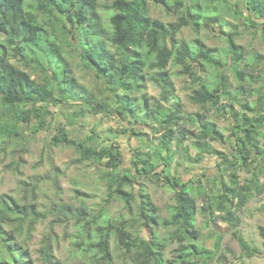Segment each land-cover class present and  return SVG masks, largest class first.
Returning a JSON list of instances; mask_svg holds the SVG:
<instances>
[{
  "label": "trees",
  "instance_id": "16d2710c",
  "mask_svg": "<svg viewBox=\"0 0 264 264\" xmlns=\"http://www.w3.org/2000/svg\"><path fill=\"white\" fill-rule=\"evenodd\" d=\"M101 1L0 0V140L23 138V127L32 123H37L40 129H49L52 119L49 117L53 116L50 106L70 102H73L71 106H78L83 114L90 110L95 115L109 114L113 105L124 121L128 122L129 119V122L134 120L136 124L151 125L152 134L158 140L154 150L141 152L135 149V158L130 166H125L124 152L115 139L110 143L91 147L77 142L62 127L52 137L55 145L75 147L80 153L76 159L78 163L105 159L106 168L102 178L107 183V199L110 201L118 198L132 214L131 217L126 214L103 217L104 213L94 214L84 198L79 204L54 201L50 210L53 215L65 218L75 216L78 223H83V226L86 224L85 229L87 225L95 226L96 233L86 231L88 249L84 248V241L78 242L82 251L90 256L82 264H110L113 237L134 264H207L212 259H220L223 234L215 242L216 250L198 244L202 235L201 229L196 226L199 211L208 223H227L244 252L249 257L255 255L257 249L251 246L238 228L242 222L239 212L244 210L253 196L264 193V180L260 179L261 174H264V146H260L257 141L261 134L260 128L264 127V86L262 85L258 102L253 106L250 102H244L243 116L235 117L233 121V152L213 150L212 153L222 159L218 160L219 164L222 162L231 166V174L228 181L219 178L220 175L215 176L213 185L217 188L216 192L200 191L205 203L199 208L197 196L190 192V181L184 182L180 176L164 175L165 166L169 165L176 154L174 143L176 147L183 149V154L188 159L192 158L189 147L194 145L198 150L195 160H200L203 153L209 152L211 141L224 143V134L202 112L187 116L181 102L169 104L176 92V85L168 65L172 62L181 66L180 72L188 74L199 84L191 95L194 102L199 103L201 108L209 103L211 108L220 111L227 107L222 98L236 102L241 94H252L257 89L252 90L245 83L250 85L251 80L263 82L264 73L257 71L246 61L243 68L239 67L244 59L243 46L235 38L239 32H228L229 56L239 79L237 91L230 89L224 71L218 73V80L213 82V88L203 81L202 71L205 65L219 66L228 63L230 59L223 62L216 58L215 49L208 47L199 38L196 39L197 47L178 38L181 29L190 24L200 32L202 13L197 10L199 0L106 2L104 6L111 11L109 27L102 22L99 12ZM241 1L236 0L233 5L241 6ZM244 1L243 7L248 12V20L253 25L261 21L264 33V0ZM151 3L161 5L169 13L181 12V15L176 21L166 22L154 18L149 10ZM40 14H44L47 19H40ZM67 21L70 27L66 25ZM76 28L80 30L78 35L74 32ZM69 35L74 39H81L80 57L92 68L96 77L101 79L103 87L100 94H90L72 76L70 64L65 60V46L70 43ZM14 58L33 67L42 75L41 81L18 67L13 62ZM195 67L199 70L195 71ZM148 80L160 87L159 98L147 93ZM164 102L168 103V107H165ZM247 111H254L256 116H249ZM197 121L201 125L200 134L188 145L186 133H191V130L183 128V125L196 124ZM132 130L134 134L137 133L136 129ZM253 151L259 160L252 159ZM236 153L239 155L236 156ZM256 161L257 170L242 182L239 169L249 168ZM19 163L18 161L15 172L22 175ZM151 175H161L163 183L175 191L176 203L171 206L172 213L169 217H161L160 207L144 187L134 191L137 176ZM203 176L209 177L207 174ZM41 178L19 181L31 191L34 201L30 203H22L7 192L0 194V243L3 247L0 264H36L28 242L32 239L36 224L47 218L46 213L36 208L35 200ZM51 178L60 193L62 186L59 177ZM219 181L221 182L218 183ZM201 182L200 179L195 181L198 184ZM76 192L79 197L88 196L79 187ZM137 198L139 201L135 211L134 202ZM159 225L174 228L168 239L158 235ZM144 227L151 230L149 239L140 233V229ZM23 232L25 239L20 241L19 235ZM41 242V264H65L54 254L53 237L50 233ZM170 243L177 244L173 249L172 259L166 255Z\"/></svg>",
  "mask_w": 264,
  "mask_h": 264
},
{
  "label": "rangeland",
  "instance_id": "374dc122",
  "mask_svg": "<svg viewBox=\"0 0 264 264\" xmlns=\"http://www.w3.org/2000/svg\"><path fill=\"white\" fill-rule=\"evenodd\" d=\"M112 1L102 0L99 7L102 22L108 27L111 11L104 6V3H111ZM235 2L236 0H199L197 10L202 13L200 32H197L193 25L190 24L181 29L178 38L181 41H188L195 47H197L196 39L199 38L208 47L215 49L214 55L216 58L226 62L230 59L229 42L226 34L228 32H239L235 38L236 42L243 46L242 50L244 52V59L241 62L242 64H239V67L243 68L246 61L254 66L257 71L264 73V33L260 25L261 21H257V19V23L253 25L248 20L249 16L245 6L243 7L245 1H241V6H234ZM71 7L75 8L74 6ZM149 10L151 16L166 22L176 21L181 15V12L169 13L161 5L154 3L150 4ZM41 18L47 19L44 14H40ZM66 25L70 27L68 21ZM74 32L78 35L80 30L76 28ZM68 39H70V43L65 46V60L70 64L72 76L90 94L94 96L95 94H100V89L103 87L101 79L96 77L92 68L80 57V50H82L80 46L81 39L78 37L74 39L72 35H69ZM108 44L110 46V42ZM111 48L115 50V47L111 46ZM13 62L41 81L42 75L36 72L33 67L25 65L18 58H14ZM168 68L172 72V79L176 85V92L169 104L181 102L184 106L183 112L187 116L202 112L209 120L215 122L219 130L224 134V143L211 141L209 152L203 153L202 159L195 160L198 156V150L194 145H191V142L200 134V121H197L196 124L184 123L183 128L191 130V133H186V143L191 145L189 147V155L192 158L188 159L183 154V149L176 147L174 143L173 149L176 150V154L170 160L169 165L165 166L164 175L180 176L182 181H190V192L192 195L197 196V202L199 208H201L205 200L200 191L205 190L207 193L216 192L217 188L213 185L215 176L220 175L219 178L222 177V179L228 181L231 174V166L224 165L222 162L220 165L218 160L222 159H218L219 156L213 154V150L222 153L233 152V121L235 117L241 118L243 116L242 104L247 101L252 106L255 105L262 91L254 90L252 94H241L236 102L222 98L223 104L227 106L224 111L211 108L209 103L206 104L205 108H201L199 103L191 99L194 89L198 88L199 84L194 82L193 78L188 74L181 73V66L174 65L171 62ZM198 70L199 68L195 67V71ZM221 71H224L228 77L227 82L230 89L236 92L239 87V79L234 71V64L231 59L228 60V63L219 64V66L205 65L202 71L203 81L213 88V82L218 80V73ZM262 78L264 80V74ZM263 84L264 81L251 80V84H245V86H249L253 90V88L258 89ZM146 91L150 96L160 97V87L154 81H147ZM153 101L151 105H153ZM70 104H73V102L50 106L53 116L49 117L52 118L49 129H40L37 123H32L23 127V138L18 140H0V194L7 192L20 199L22 203H30L34 201L32 193L21 185L19 181L20 179L32 181L36 180V177H42L35 201L38 211L46 213L47 218L40 220L36 224L32 239L28 242L36 264L42 263L40 254L41 241L49 233L53 237L55 256L60 258L65 264H82L90 258L88 253L82 251L78 242L84 241V248L88 249L86 231H92L93 234L96 233L95 226L92 224L87 225L85 229L86 224L83 226V223H78L75 216L65 218L53 215L50 210L54 201L79 204L80 200L84 198L94 214L104 213L103 217H116L120 214H126L131 217L132 215L118 198L115 197L110 201L107 199L109 195L107 183L102 178L106 168L105 159L99 162L84 161L78 163L76 159L80 156V153L77 152L75 147L52 143V137L59 133L58 129L62 127L77 142H83L91 147H97L101 143H110L115 139V141L120 143L124 152L125 166L132 165V159L135 158L134 155L136 153L135 149L141 152H149L154 150V146L158 142L155 135L152 134L151 125L136 124L134 120L129 122V119H127L128 122L124 121L115 111L113 105H111L112 110L109 114L95 115L90 110L85 111L83 114L78 106H71ZM167 104L164 102L165 107ZM247 113L249 116H256L254 111H247ZM133 128L137 130L136 134L133 133ZM260 129L261 134L257 141L260 146H264V127ZM148 134H150V137H148ZM238 155L239 153H236V156ZM252 159L259 160L255 151L252 152ZM18 161L20 162L19 168L23 172L22 175L15 172ZM256 165H258L257 161L249 168L242 167L239 169L242 182L251 177L254 170H257L255 168ZM203 174H207L209 177H204ZM221 174L224 175L222 176ZM52 176L59 177V182L62 186L60 193L57 192L54 186ZM199 179L202 182L200 184L195 183ZM260 179L264 180V174H261ZM198 185H202V187L200 188ZM78 187L85 191L88 196L79 197L76 192ZM141 187L147 190L153 201L160 207L159 213L161 217H169L172 213L171 206L176 203L175 191L163 183L162 176H137L134 191L137 192V189ZM138 201L137 198L134 202L135 211L137 210ZM239 215L242 221L238 228L239 231L251 246L257 249V253L251 257L244 252L238 240L233 237L232 229L228 227L227 223L223 221H219L217 224L208 223L200 211L197 213L196 226L202 231L198 244L208 249L216 250L215 242L218 236L223 234L220 259H212L207 264H241L242 262L246 264H264V193L253 196L244 210L239 212ZM101 220L100 218L99 222ZM24 229L26 232L27 225H25ZM173 229V227L159 225L157 227L158 235L168 239ZM150 231L148 227L140 229V233L147 239L150 238ZM23 235H25L24 232L19 235L20 241L25 239ZM176 247V243L169 244L166 249L168 258H173V249ZM2 249L3 247L0 243V253ZM109 262H111L110 264H134L129 255L120 247L115 237L111 239V258Z\"/></svg>",
  "mask_w": 264,
  "mask_h": 264
},
{
  "label": "crops",
  "instance_id": "0c3cea01",
  "mask_svg": "<svg viewBox=\"0 0 264 264\" xmlns=\"http://www.w3.org/2000/svg\"><path fill=\"white\" fill-rule=\"evenodd\" d=\"M246 84V83H245ZM264 85V84H263ZM262 85L261 86H259V88L257 89V90H260V91H262Z\"/></svg>",
  "mask_w": 264,
  "mask_h": 264
}]
</instances>
